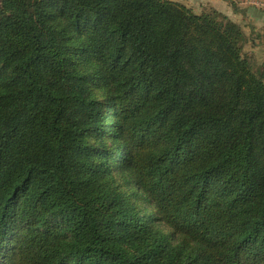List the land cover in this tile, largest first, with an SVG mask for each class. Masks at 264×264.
I'll list each match as a JSON object with an SVG mask.
<instances>
[{"label": "trees", "instance_id": "obj_1", "mask_svg": "<svg viewBox=\"0 0 264 264\" xmlns=\"http://www.w3.org/2000/svg\"><path fill=\"white\" fill-rule=\"evenodd\" d=\"M246 40L176 0H0V264H264Z\"/></svg>", "mask_w": 264, "mask_h": 264}, {"label": "rangeland", "instance_id": "obj_2", "mask_svg": "<svg viewBox=\"0 0 264 264\" xmlns=\"http://www.w3.org/2000/svg\"><path fill=\"white\" fill-rule=\"evenodd\" d=\"M182 2L186 6L190 7L196 13H214V10L218 7L232 11L233 17L230 18L227 13L222 12L241 27L246 35L247 40L243 48V53L250 60L253 69L264 76V54L259 56L256 52L253 56L245 52L244 49L248 46L249 52L251 47L248 42L250 37L260 40V45L264 43V0H176ZM222 3V5H218ZM218 14V12H216ZM253 18V19H251ZM249 34V35H248ZM259 34V35H256ZM258 43V42H257ZM259 45V44H258ZM115 183L119 185L120 189H124L132 203L139 206L143 214L150 212L149 204L145 203L144 199L136 192L137 190L125 182L123 177L114 173Z\"/></svg>", "mask_w": 264, "mask_h": 264}, {"label": "crops", "instance_id": "obj_3", "mask_svg": "<svg viewBox=\"0 0 264 264\" xmlns=\"http://www.w3.org/2000/svg\"><path fill=\"white\" fill-rule=\"evenodd\" d=\"M216 4H218L217 2H214ZM218 5H222V3L218 4ZM218 11L220 12H225L227 13V15L232 18L234 15L232 11H228L227 9H223L222 7H218L216 8ZM253 19V18H251ZM249 35V34H248ZM256 35H259V34H256ZM258 42V43H257ZM247 44V43H246ZM249 46L251 47V51L249 52V49L248 46L244 49L245 52L248 51V54L250 56H253L256 52L258 53L259 56H262L264 54V43L262 45H260V40H257V38H254V37H250V40L248 42ZM259 44V45H258Z\"/></svg>", "mask_w": 264, "mask_h": 264}]
</instances>
